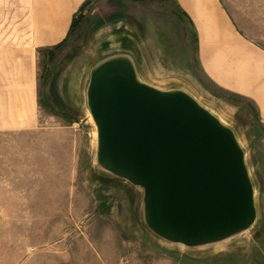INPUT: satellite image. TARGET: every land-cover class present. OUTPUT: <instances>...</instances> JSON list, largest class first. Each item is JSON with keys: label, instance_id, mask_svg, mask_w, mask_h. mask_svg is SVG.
<instances>
[{"label": "rangeland", "instance_id": "obj_1", "mask_svg": "<svg viewBox=\"0 0 264 264\" xmlns=\"http://www.w3.org/2000/svg\"><path fill=\"white\" fill-rule=\"evenodd\" d=\"M63 2L0 0L1 35L33 34L56 43L35 51L38 107L41 124L64 148L57 166L70 162L54 185L23 186L22 201L6 203L0 264H264V123L253 101L200 73L192 28L175 0H87L68 26ZM248 5L230 12L264 48V5ZM121 52L135 57L150 84L186 90L234 130L256 192L257 220L249 231L198 249L166 243L145 227L140 192L97 168V131L84 86L98 60Z\"/></svg>", "mask_w": 264, "mask_h": 264}, {"label": "water", "instance_id": "obj_2", "mask_svg": "<svg viewBox=\"0 0 264 264\" xmlns=\"http://www.w3.org/2000/svg\"><path fill=\"white\" fill-rule=\"evenodd\" d=\"M84 101L97 131L95 165L140 192L143 223L155 237L198 249L254 226L245 150L186 90L150 84L135 57L121 52L89 69Z\"/></svg>", "mask_w": 264, "mask_h": 264}, {"label": "crops", "instance_id": "obj_3", "mask_svg": "<svg viewBox=\"0 0 264 264\" xmlns=\"http://www.w3.org/2000/svg\"><path fill=\"white\" fill-rule=\"evenodd\" d=\"M63 1L69 11L68 26L75 10L87 0ZM175 2L192 28L200 73L217 87L253 101L264 123V48L247 36L246 28L230 12L250 8L251 3L262 10L264 0ZM55 44L33 34H0V213H8V201H22L23 186L54 185L64 169L70 170L69 161L67 168L57 166L56 158L64 155V148L55 131L41 124L38 107L35 51Z\"/></svg>", "mask_w": 264, "mask_h": 264}, {"label": "bare ground", "instance_id": "obj_4", "mask_svg": "<svg viewBox=\"0 0 264 264\" xmlns=\"http://www.w3.org/2000/svg\"><path fill=\"white\" fill-rule=\"evenodd\" d=\"M143 72L148 77V79H150L151 81H154L155 82V79L153 78V76L151 75V73L148 70H146L145 68H143ZM77 85L78 84H77V80H76L75 89H77V87H78Z\"/></svg>", "mask_w": 264, "mask_h": 264}]
</instances>
